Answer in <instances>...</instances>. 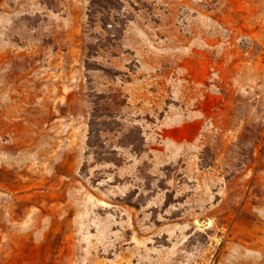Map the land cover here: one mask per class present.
<instances>
[{
  "label": "rangeland",
  "instance_id": "1",
  "mask_svg": "<svg viewBox=\"0 0 264 264\" xmlns=\"http://www.w3.org/2000/svg\"><path fill=\"white\" fill-rule=\"evenodd\" d=\"M0 264H264V0H0Z\"/></svg>",
  "mask_w": 264,
  "mask_h": 264
}]
</instances>
